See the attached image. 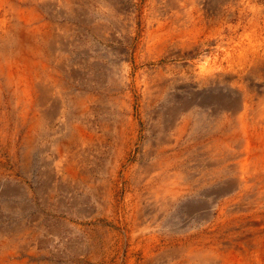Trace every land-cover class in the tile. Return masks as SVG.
<instances>
[{"label":"rangeland","instance_id":"obj_1","mask_svg":"<svg viewBox=\"0 0 264 264\" xmlns=\"http://www.w3.org/2000/svg\"><path fill=\"white\" fill-rule=\"evenodd\" d=\"M68 1L22 0L19 5L26 13L32 9L39 14L37 19L30 22L32 29H25V27L18 30L13 29L12 25L15 22L16 14H13V10H8V8V11L3 15L6 20L0 28V46L15 47L16 39L14 38L22 31L24 32L25 45L37 44L44 57L58 65L62 64L66 57H64L62 49L53 52L54 48L51 46L50 40L52 35L57 32H62L66 28L70 29V36L67 41L70 55L69 67H73L77 72V76L82 74L85 76L79 80L75 76H66L63 77V82L74 91L88 92L94 95L93 103L96 104V110L94 111L96 113L92 115L93 117H89L90 125L87 126L85 132V139L93 144V152L87 160L84 157L85 161L81 163L80 172L82 176H90L100 185L106 182L105 180L111 179L110 164H112L115 157L119 139L116 134L110 132L106 127L108 123L104 120L120 127L128 126L121 123L126 122L127 117L131 115L134 120H139L136 139H130L127 144L122 143L123 156L121 162L122 160L123 162L117 173L118 177L111 179L113 195L110 202L114 207H112L111 212H106V205L109 202H107V199H102L103 190L95 191V186H89L83 191H78V199L73 202L70 196V198L65 196L67 195L65 190L57 188L59 178H54V181L50 180L46 173L48 166L39 164L47 158H54L55 154L50 146L52 147L53 143L58 141L62 143L65 152H75L78 149L79 137L73 135L70 130L61 128L60 120L66 119V122L70 123V119L67 117L70 114L76 117L73 115L74 111L72 113L69 107L65 108L66 114L64 112L60 117L61 119H58L59 116L53 118L48 124L49 132L46 134L43 132V135L40 136V145L50 150L45 152L46 150L41 148L32 158L29 170L31 177L22 170L21 162H13L9 159L7 150L0 148V189L2 191L0 192L2 193L0 204L7 200L6 198H11L10 201L16 208H20V203L28 204V210L23 211L21 214L29 219H32L34 215H40L38 225H41L43 231L39 234L41 240L51 235L52 230H54L53 233L59 232L60 237L56 240L57 243L54 248L45 251L42 244L38 248L40 254L37 255V258L47 260L50 264H188L179 262V258L175 259L170 253L183 246L201 247L204 245V241L210 240L207 238L211 237L207 229L204 227L200 229L194 221L196 209L198 211L200 205L204 204L203 195L199 191H195L190 195H183L184 197L182 196L178 204L170 211L171 214L169 213L165 220H161L160 226L159 224L152 226L150 232L146 233L147 236L144 234L141 237L142 243L137 246L139 239L133 236L140 220L136 211L137 205L141 201L140 197L144 196L143 193L160 183V180L139 183L133 180L132 174L130 175L129 172L132 169L137 175L140 167L143 168L147 162L152 161L146 156L143 143L148 139L155 140L152 128L158 129L164 123L167 125V130L171 132V117L174 118L175 114L180 111L181 114H185L188 110L186 107L187 101H198L196 102L198 105L196 106L197 109H194L195 111L206 108L209 110L219 108V112L223 111V107L226 105L224 104L225 101L235 99L237 101L239 96L245 98L246 105L247 103L257 105L258 97L260 98L264 91V86L261 84L264 82V64L263 67L261 66L255 71H251L249 64L258 55L264 57V0H197L192 5L193 7L190 6L185 9L186 11L184 10V14L171 4L172 0H78L75 9L69 7ZM239 3L241 4L239 5ZM218 15L220 17L216 19ZM234 16L239 18L237 19ZM195 26L205 30L206 34H202L203 36L201 35L196 45L188 47L183 55L178 53L180 46L176 43V40H171L161 55L147 52L146 49L151 45L150 42L155 41L151 35L154 30H160L159 33L161 34H174L184 28ZM210 27L213 29L211 30ZM116 29L120 31L118 32ZM256 29H258V32ZM208 31H211L210 35ZM230 35L233 37H230ZM205 40L206 42H204ZM247 53L249 56H245ZM228 65L233 66L239 78L233 77V81L225 78L227 71L230 70L227 69ZM132 70L133 72H131ZM35 71L39 78L46 76V72L41 67H36ZM186 75L188 76L186 77ZM93 76L100 78L99 88L95 87L97 80L93 81V78H91L92 80L88 78ZM255 79L258 83L256 90L248 84ZM198 97L199 100L196 99ZM227 98L230 100H226ZM125 103L130 105V110L123 107ZM119 104H121V109L117 107ZM238 106L235 104L234 108ZM227 115L234 117L233 110L227 112ZM166 119L168 120L165 121ZM195 163L196 161L185 160L183 169L191 172L200 171L201 168L197 167V169ZM42 171L43 174H41ZM64 171H61V175H66ZM36 179H38V183L35 182ZM54 184L56 185L52 187ZM49 185L51 186L49 187ZM12 187H18L20 193L8 196L7 194H9L8 192L11 191ZM49 192L53 194V198L47 201ZM61 197H66L65 204L60 200ZM33 208L37 211H34ZM16 220L18 218L15 216L6 218V221L12 224H15ZM227 223V227L216 238V244L221 247L229 246L235 233H238V230L234 228L237 223L234 218L228 220ZM248 238L250 240L248 262L252 263L254 259L258 262H264V230L254 234L249 233ZM66 240L74 241V248L68 246ZM131 248H133V251ZM150 257H152V261L145 262ZM124 259L126 261H123Z\"/></svg>","mask_w":264,"mask_h":264},{"label":"bare ground","instance_id":"obj_2","mask_svg":"<svg viewBox=\"0 0 264 264\" xmlns=\"http://www.w3.org/2000/svg\"><path fill=\"white\" fill-rule=\"evenodd\" d=\"M21 1L22 0H0V28L2 24H4L5 22L4 20H6L3 15H5V13L8 10H13V14L14 13L16 14L15 22L12 25L13 29L18 30L24 27L25 29L33 28L30 22H32V20L34 19H37L39 17L38 16L39 14L36 12V10H32V9L28 11L26 10L27 11L26 13L22 8V6L19 5ZM195 1L197 0H172L171 4L177 7L183 13L186 8H189L194 3H196ZM77 2L78 0H69L68 1L69 7L75 9L76 7L75 5ZM240 4L241 3H239V5ZM219 17L220 15L216 16V19H219ZM234 17L237 18V16ZM216 19L215 21H217ZM259 19L261 18L259 17ZM214 26L216 27L215 24ZM242 27H243V23H242ZM257 30L258 29H256V31ZM119 31L120 30H118V32ZM159 32L160 30L159 31L154 30L153 33L151 34L153 40L155 41L150 42L151 45L147 47L146 50L148 53L153 52V54L155 53L156 55H161V53L166 48L167 44L171 40L173 41L176 40L177 41L176 43L179 44L180 46L178 53L180 55H183L188 47H192L196 45L198 39L201 37L202 34H206L205 30H202L197 26L193 28L192 27L184 28L174 34L168 33L170 35L161 34ZM23 33L24 32L21 31V34H18L14 38L16 39L15 47L6 48L4 46H0V148H4L7 150L8 157L13 162H17V161L21 162L22 170L29 177H31L29 170H30V163L32 158L39 152V150H41V148L42 150H46L45 152L50 150L49 148L48 149L46 147L43 148L40 145L39 142L40 136L43 135V132L45 134L48 133L49 122L53 118H57L58 116H59L58 119H61L60 117L62 116V114H64L65 108L69 107L72 113L74 111L73 115L76 117H73L72 114H70L69 117H67L68 119H70V123H67L66 119L60 120L61 128L68 129L73 135L79 137L78 140H80V143L78 144V149L75 152H65V150L62 148V143L58 141L56 143H53L52 147L50 146V148L55 154L54 158L53 159L47 158L44 160L43 163L40 162L39 164L42 165L46 164L48 166L46 173L50 177V180L54 181V178H59L58 180L59 182L57 183V188H59L60 190H65L67 192V195L65 196L68 197L70 196L73 202L77 201L78 199V194H77L78 191H83L87 189V187L89 186H95L94 188L95 191L102 189L103 190L102 193L104 194L102 195V199L105 200L107 199V202H109L106 205L107 207L105 206L106 212H111L112 207H114L110 202L111 197L113 195L111 179L118 177L117 173L123 162V160L121 162V157L123 156L122 143L125 142L127 144L128 141H130V139H134V140L136 139L137 137L136 129L138 128L139 120H134L132 115L127 117L126 122L123 121L121 123L122 125L125 126L128 125L127 127H120L119 125H113L111 122L109 123L108 121L104 120L105 122L108 123L106 127L110 130V132L116 134L119 139L118 141L119 144L115 153V157L112 161V164H110L111 179L109 180L104 179L106 182L100 185L99 183L96 182L95 179H92L90 176H82L80 172V169L82 167L81 163L87 160L88 156L91 155L93 152L92 150L93 144H91L90 142H88V140L85 139L86 136L85 132L87 126L90 125L89 117H93L92 115L96 113L94 112L96 110L95 109L96 104L93 103L94 95L89 94L88 92H80L76 90L74 91L68 88V86L63 82V77L66 76H70V77L75 76L78 80L81 79L83 76H85L83 74L77 76L76 74L77 72H75L73 67L72 68L69 67L70 55L68 50L69 44L67 43V41L70 36L69 34L70 29L66 28L62 32H57L55 35H52L51 37L50 43L51 46L54 48L53 52L57 49H62L64 53V57H66V59L62 61V64H58V65L54 64L53 63L54 61L47 60L40 51V48L38 47L37 44L31 43L25 45L26 42L24 43ZM231 36L232 35H230V37ZM204 42H206V40ZM247 55L248 53L245 56ZM263 64H264V57L258 55L255 59H253V61L249 65L251 71H255L259 69V67H261ZM36 67H41L42 70L46 72V76L44 78H39V75L35 71ZM227 67H228L227 69L230 70L227 71L225 78L233 81L232 78L238 77V74L237 72H235L232 65H228ZM133 70L131 72H133ZM187 76L188 75H186V77ZM88 78L89 80L93 78V81L97 80L95 83V87L96 88L100 87V78L98 76L97 77L93 76ZM248 84L251 85L256 90L257 88L256 85L258 83L256 82L255 79L253 80V82ZM261 84L264 86V82ZM221 91L226 92L224 90ZM196 99L199 100V97ZM226 100H230V99L227 98ZM196 102L198 101H194V100L187 101L186 107L188 108V110L186 111V113L181 114L180 111L177 114H175L174 118L171 117L172 120L171 132L167 130L166 123H164L163 126H159L160 128L158 129L151 127L153 129L152 132L154 133L155 140L148 139L147 141H145L143 143V150L146 156L152 159V161L149 163L147 162L145 167L143 168L140 167L137 175L135 172H133L134 170L130 168L131 170L129 174L130 175L132 174L131 176L133 177L134 181H138L139 183L141 182L147 183L157 179L160 180V183H158L157 185L153 184L154 185L153 188L143 193L144 196L140 197L141 201L137 205L136 211L138 214V218L140 217V220L136 229L133 232V236L139 239L137 246L142 243L141 237L144 234L146 235V233H149L152 226L158 225L161 222V220H165V218L169 215L170 211L178 204L179 200L183 195L185 194L190 195L195 191H199L201 195H203L204 204L200 205L198 211L196 209L194 215L195 216L194 221L200 227V229L202 227L207 229V231L211 235V237L209 236L207 238L210 240L204 241L203 243L204 245L201 247L183 246L178 249H175L170 254L173 255L175 259L179 258V262L181 261L183 263H188V264H264V262H258L256 261V259H254L252 263H249L248 262L249 258L247 257L248 251L250 250L248 248V246L250 245V240L248 238L249 233L254 234L258 231L262 232L264 230V91H263V95L260 98L258 97V102L256 106L248 103L246 105L245 98L239 96V98H237V101L236 99L231 101H225L224 104L226 105H224L223 107L224 110L220 112L218 111L219 108L211 109V110L206 108L201 111L199 110L195 111L194 109H197L196 106L198 105V103ZM235 104L239 106L237 108H234ZM117 107L121 109V104H119ZM123 107L128 108V110H130L131 108L128 103H125ZM231 110H233L234 112V117H230L229 115H227V112L229 111L231 112ZM167 120L168 119H166L165 121ZM59 131H64V130H59ZM202 133L203 135L204 134L206 135L203 136L201 135ZM185 160H191L193 162L196 161L195 163L196 168L200 167L202 170L200 169V171L191 172L186 169H183L184 166L183 164ZM63 170H65L64 172H66V175H61V171ZM41 174H43V171ZM35 182L38 183V179H36ZM55 185L56 184L52 185V187ZM50 186L51 185H49V187ZM0 192H2L1 189ZM8 193L9 194L7 195L11 196L14 193L15 194L20 193V191L18 190V187L16 188L12 187L11 191H9ZM1 194L2 193H0V195ZM50 198H53V194L49 192L46 200L49 201ZM65 198L66 197L60 198V200L64 204L66 203ZM6 199L7 200L4 201L2 200L3 203L0 204V264H50V262H48L47 260H40L37 258L38 257L37 255L40 254L38 248L40 244L43 245L44 248L43 250L45 251L54 248L55 244L57 243L56 240H58L60 237L59 232L57 231L53 233L54 230H52L51 235H49L48 237L46 236L44 240H41L39 238V234L42 233L43 231L41 225H38V223H40V221H38L40 219V215L39 214L34 215L32 219L24 217L22 216L21 213L23 211H27L29 205L25 203L23 204L20 203L19 204L20 208H16L14 204H12V202L10 201L11 198L9 199L6 198ZM34 211L37 210L34 209ZM9 216H15L16 218H18L15 224L6 221V218ZM232 218H234L237 221L234 228L238 230L237 231L238 233H235L233 237V241L230 243L229 246L221 247L218 244H216V238L219 235V233H222L224 229L227 227L228 220ZM66 243L71 248H74V241L66 240ZM131 249L133 251V248ZM134 253L136 254V252ZM123 261L126 260L124 259ZM146 261L149 262L152 261V257H150L148 260H145V262Z\"/></svg>","mask_w":264,"mask_h":264}]
</instances>
